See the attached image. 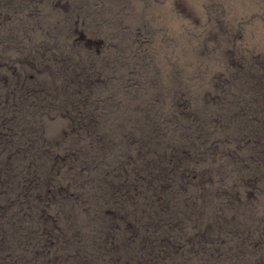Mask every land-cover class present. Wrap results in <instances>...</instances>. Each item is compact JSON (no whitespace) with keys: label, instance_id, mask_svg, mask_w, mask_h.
Instances as JSON below:
<instances>
[{"label":"rangeland","instance_id":"374dc122","mask_svg":"<svg viewBox=\"0 0 264 264\" xmlns=\"http://www.w3.org/2000/svg\"><path fill=\"white\" fill-rule=\"evenodd\" d=\"M0 264H264V0H0Z\"/></svg>","mask_w":264,"mask_h":264}]
</instances>
